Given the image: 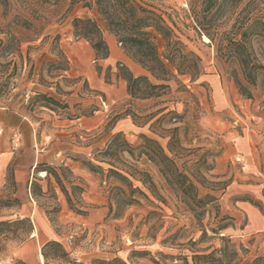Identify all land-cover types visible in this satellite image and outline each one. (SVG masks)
<instances>
[{
    "label": "rangeland",
    "instance_id": "374dc122",
    "mask_svg": "<svg viewBox=\"0 0 264 264\" xmlns=\"http://www.w3.org/2000/svg\"><path fill=\"white\" fill-rule=\"evenodd\" d=\"M71 1L7 0L0 6V39L10 45L9 52L0 49V108L29 118L39 144H57V158L71 159L86 173L82 177L64 164L51 166L60 175L69 204L52 175L44 180L35 176L34 195L33 184L19 187L14 168L7 169L0 200L13 207L0 209V221L19 218L23 204L33 198L63 249L36 243L29 263L17 251L31 235L19 229L20 239L0 236V264H183V258L192 262L195 254L220 249L223 236L236 244L240 264L263 255L264 25L244 30L253 18L264 19V0H242L238 6L219 0L214 43L204 42L188 26L186 0H141L180 21L177 34L186 51L199 59L193 77L175 71L170 82L150 78L170 88L157 90L160 96L149 99L129 94L120 76L125 73L122 65L104 67L98 57L88 55L92 46L74 36L73 19L94 15ZM239 40L244 49L235 45ZM236 51L245 53L248 66ZM82 66H90L111 92L91 88L93 79L78 72ZM5 81L8 87H3ZM139 86L145 89L143 83ZM40 94L58 104L35 101ZM127 118L151 134L122 132L115 140L117 123ZM142 135L156 141L175 161L177 173L189 177L195 188L186 185L182 192L174 166ZM14 155L24 157L23 146ZM91 192L96 202H91ZM203 198L210 201L205 208ZM218 215L230 217L223 223L231 227L215 234L211 228L217 226ZM43 253L48 258L41 261Z\"/></svg>",
    "mask_w": 264,
    "mask_h": 264
},
{
    "label": "trees",
    "instance_id": "16d2710c",
    "mask_svg": "<svg viewBox=\"0 0 264 264\" xmlns=\"http://www.w3.org/2000/svg\"><path fill=\"white\" fill-rule=\"evenodd\" d=\"M188 8L185 10L187 13V19L191 21L188 25L193 28L196 34L200 37L207 36L211 43L216 41L215 27L213 24L214 10L219 0H186ZM242 0H222L221 5H226L230 2L238 6ZM7 0H0V6L6 5ZM82 4L81 8L89 10L93 13L94 17L85 16L83 18L75 17L73 19L74 36L77 39H83L89 42L92 48L95 50L99 59H106L109 57V45L104 37V33L108 32L114 35L118 43L123 48L124 52L143 69L146 70V74L136 76L128 67L122 65L121 70L125 73L120 76H124V79L128 83L129 94L133 97H139L141 99H149L152 97L160 96L156 93L157 90L170 88L168 84H154L150 78H153L161 82H170L176 79L175 71L179 74L191 75L192 77L199 68V59L194 54L186 51V46L181 41L177 34V31H181L179 22L173 19L172 14L165 12H159L153 7L145 4L141 0H72L71 5L75 6ZM260 23L264 25V19L262 17L253 18V22L245 27L244 31H248L253 24ZM0 31H2L0 29ZM236 46L244 49L245 44L241 40L234 42ZM10 45L3 39H0V49L4 52H9ZM241 63L246 67L248 62L245 59V53L243 51H236ZM17 68V66H15ZM64 71L68 70V67L61 68ZM9 75L8 77H11ZM141 83L145 86L142 91L139 86ZM9 81H5L3 87H8ZM1 93V90H0ZM39 98H35V101L44 100L53 104H58V101L47 94H40ZM122 136V133H118L115 140ZM145 140L150 144H155L158 150V154L161 155L163 161L168 162L176 171L173 172L175 176V182L181 187L182 192L186 185L191 188H195L193 182L189 177L177 173L176 163L169 155L165 153L163 148L154 140L142 135ZM111 146H109L110 148ZM171 151V150H170ZM172 152V151H171ZM105 154H109L107 150ZM146 154V153H145ZM148 156V154H146ZM37 167V171L46 172V177L52 175L59 185L61 191L67 198L70 204V197L66 191L60 175L56 168L45 165ZM60 171L63 169L60 168ZM114 172V171H113ZM117 174L121 181L128 182V179ZM37 185H32V194L36 195L35 188ZM73 188L84 191L79 186ZM134 192V191H133ZM186 193V192H185ZM140 194L144 197L146 195L143 192ZM207 198H212L209 195ZM204 199H200L203 203L202 208H205L210 201L204 202ZM130 203L133 199H129ZM18 205L19 202L15 200ZM125 203V202H124ZM127 204V205H128ZM13 205L9 201L0 200V209L11 208ZM113 211V206H110V212ZM79 214L82 211H77ZM205 209L202 210L198 216L205 214ZM217 226L211 228V231L215 234H219V231L226 230L231 227L230 223H223L225 220L230 219L228 216H217ZM201 219V218H200ZM23 230L24 234L31 235L33 232V223L30 218H17L15 220H3L0 221V236L10 239L12 234L13 239H20L23 235L16 233L18 230ZM207 236V230H204L203 238ZM224 241L223 246L220 249H216L210 254H195L192 258V262H189L187 258H183V264H240L241 258L237 250L235 243L231 239L221 237ZM4 239V240H6ZM52 246L55 251H59L62 246L51 241L45 245ZM63 252V251H62ZM65 254V253H64ZM43 257L48 258L46 253L42 254ZM16 264H26L23 261H18ZM244 264H264V254L248 261Z\"/></svg>",
    "mask_w": 264,
    "mask_h": 264
},
{
    "label": "crops",
    "instance_id": "0c3cea01",
    "mask_svg": "<svg viewBox=\"0 0 264 264\" xmlns=\"http://www.w3.org/2000/svg\"><path fill=\"white\" fill-rule=\"evenodd\" d=\"M106 40L109 45L110 54L106 59L98 58L97 61L100 63V65L104 67L124 65L128 67L135 75L146 74V70L134 62L124 52L123 48L118 43L114 35L108 33ZM88 55L94 56V58L97 57L96 52L92 47ZM84 66H82L81 71L78 72L84 75L85 78L90 82L91 79H93L91 88H95L101 93L109 94V92H111L110 89L105 87V84L101 82L97 73L93 71L90 66H87L86 68H84ZM212 77L214 78V76ZM0 129L4 130L3 135H0V188L5 184V176L9 167L14 168L15 181L19 187L25 183L28 185L30 184L31 186L34 180L38 181L36 177L42 178L43 180L46 178L40 176V173L43 171L38 172L39 174H35L39 165L60 166L64 164L65 166L71 167L76 172V174L86 177V173L81 170L78 165L74 164L71 159L68 158L67 160H64L57 158V152L59 151L57 144H50L48 141H42L41 144H39L36 125L29 118L19 114L17 111L7 108H0ZM14 131H19L23 136L22 146L24 150V157L19 160L16 159L14 153L11 151V145L9 141ZM115 131L118 133L143 132L151 134L149 130L137 127L131 118L123 119L117 123ZM129 135L133 136L132 134ZM47 138L50 139V136ZM90 194H88V196L92 198L91 200L93 201L91 202H96L93 199L95 198L93 193L91 192ZM255 214H257V212L254 211V215ZM19 216L21 218H30L33 223L34 229L31 233V237L17 251V254L21 259L31 263L29 252L34 247V245L36 243L44 245L51 241H57L58 234L56 233L45 212H43V210L33 198L32 201L27 200V202L23 204L22 208L20 209ZM34 233H36L35 236Z\"/></svg>",
    "mask_w": 264,
    "mask_h": 264
},
{
    "label": "built area",
    "instance_id": "2783aa9c",
    "mask_svg": "<svg viewBox=\"0 0 264 264\" xmlns=\"http://www.w3.org/2000/svg\"><path fill=\"white\" fill-rule=\"evenodd\" d=\"M4 130L0 129V135H3ZM11 151L14 153L22 147L23 136L19 131H14L10 137ZM237 161L240 162L241 158H237ZM73 239V237H71Z\"/></svg>",
    "mask_w": 264,
    "mask_h": 264
},
{
    "label": "bare ground",
    "instance_id": "6f19581e",
    "mask_svg": "<svg viewBox=\"0 0 264 264\" xmlns=\"http://www.w3.org/2000/svg\"><path fill=\"white\" fill-rule=\"evenodd\" d=\"M203 40H204V42H206V43H210L211 41H210V39L207 37V36H203ZM46 172H41L40 173V176L41 177H46ZM33 235V234H32ZM36 235V233H34V236ZM39 260H41V261H43L44 260V257H43V255L42 254H39Z\"/></svg>",
    "mask_w": 264,
    "mask_h": 264
}]
</instances>
